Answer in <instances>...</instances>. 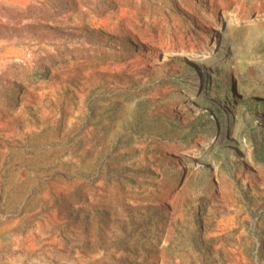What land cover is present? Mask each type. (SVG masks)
<instances>
[{
  "label": "rangeland",
  "instance_id": "1",
  "mask_svg": "<svg viewBox=\"0 0 264 264\" xmlns=\"http://www.w3.org/2000/svg\"><path fill=\"white\" fill-rule=\"evenodd\" d=\"M238 2L0 0V264L135 220L141 264H264V0Z\"/></svg>",
  "mask_w": 264,
  "mask_h": 264
},
{
  "label": "bare ground",
  "instance_id": "2",
  "mask_svg": "<svg viewBox=\"0 0 264 264\" xmlns=\"http://www.w3.org/2000/svg\"><path fill=\"white\" fill-rule=\"evenodd\" d=\"M231 4L237 6L239 2L238 0H229V3L225 9H228ZM2 17H3L2 14H0V37L2 38L0 44L3 47L10 45V40L12 37L11 35L10 37H8V35L5 34L6 29L3 31ZM6 19H7L6 21L10 20L9 17ZM6 21H4V23ZM228 35H229L228 31L224 30L222 34L223 43L225 42V40H227ZM11 44H14V42H12ZM135 221H132L131 223H126L125 226L122 227L124 228V231L122 230L121 231L124 233V235H126V237H128V235L137 237L134 241L128 242L126 244V247L124 248L118 247L120 246L122 241V239L119 238L120 232L118 233V230L116 229L119 226L116 227L117 226L116 223L109 221L99 225L77 224L78 225L76 226L77 228L72 229L70 235L66 234L68 227L64 226L61 223L59 224L58 222L49 226L45 225L39 227L42 234H44L43 238L45 237L44 238L45 240L56 239L57 237L63 235V240H65V243L61 245V247L57 251H55L54 249L49 250V252H51V256L54 253L53 256H55L57 260L73 259L74 258L73 252L75 251L77 253V258L75 262L76 264H116L115 263L116 253L121 250L122 253L127 254V257L128 255L131 256V258H129V262L126 264H141L145 261L148 255V250L150 248L153 249L154 243H152L151 239L153 238L152 235H156V234H154L155 230L148 229L146 224H139ZM263 221L261 224H263ZM140 228L141 231L137 232L138 229ZM16 229L17 227L13 223H10L6 230L8 237L13 236V232ZM149 233H151L152 235L149 236L150 235ZM0 236H1V231H0ZM143 237H147L149 238V240L141 242L140 244L139 241L142 240ZM145 245L151 247L145 249L147 247L146 246L144 248ZM137 247L141 248L140 253L137 252L138 251ZM139 257H141V259L140 261H137V258Z\"/></svg>",
  "mask_w": 264,
  "mask_h": 264
}]
</instances>
